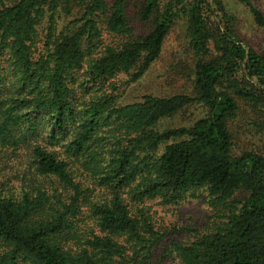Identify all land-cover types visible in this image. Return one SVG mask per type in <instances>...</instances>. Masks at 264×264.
Returning a JSON list of instances; mask_svg holds the SVG:
<instances>
[{
    "label": "trees",
    "instance_id": "1",
    "mask_svg": "<svg viewBox=\"0 0 264 264\" xmlns=\"http://www.w3.org/2000/svg\"><path fill=\"white\" fill-rule=\"evenodd\" d=\"M175 26L188 90L122 103ZM238 27L225 0H0V264H264V152L236 135H264V53ZM202 197L186 238L150 204Z\"/></svg>",
    "mask_w": 264,
    "mask_h": 264
},
{
    "label": "rangeland",
    "instance_id": "2",
    "mask_svg": "<svg viewBox=\"0 0 264 264\" xmlns=\"http://www.w3.org/2000/svg\"><path fill=\"white\" fill-rule=\"evenodd\" d=\"M225 1L229 4V7L231 6L235 10L238 18V30L244 41L264 53V27L254 25L248 12L243 7L233 3L232 0ZM253 1L264 11V0ZM130 4L132 7L135 4V0H130ZM130 16L136 31L140 33L145 31V24H141L133 13ZM193 59L192 52L185 43L182 28L175 26L167 36L158 59L140 79L124 87L120 101L128 103L139 100L146 94L163 96L187 91V87L189 88L190 85L189 74L192 69ZM203 114L204 110L201 106H188L179 113L162 120L159 128L187 126ZM250 120H243L242 123L246 124L236 128L237 137L240 136L241 139L242 135V143L240 145L250 146L251 144H256L264 152V135L259 139L258 135L253 133V131L255 132V127L251 131L254 124ZM150 204L155 211V217L160 223H176L179 227H183L178 231V233L180 232L179 237L186 238L189 236L188 229H203L209 223L207 217L211 213V209L203 197L190 199L178 205L168 206L156 202H150ZM176 233L174 232V235Z\"/></svg>",
    "mask_w": 264,
    "mask_h": 264
}]
</instances>
